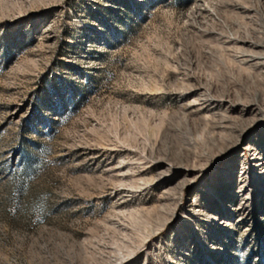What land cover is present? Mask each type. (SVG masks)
I'll return each mask as SVG.
<instances>
[{"label": "rangeland", "instance_id": "1", "mask_svg": "<svg viewBox=\"0 0 264 264\" xmlns=\"http://www.w3.org/2000/svg\"><path fill=\"white\" fill-rule=\"evenodd\" d=\"M0 264H264V0H0Z\"/></svg>", "mask_w": 264, "mask_h": 264}]
</instances>
